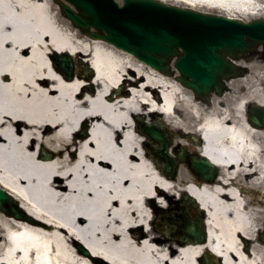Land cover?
I'll list each match as a JSON object with an SVG mask.
<instances>
[{
  "label": "bare ground",
  "instance_id": "6f19581e",
  "mask_svg": "<svg viewBox=\"0 0 264 264\" xmlns=\"http://www.w3.org/2000/svg\"><path fill=\"white\" fill-rule=\"evenodd\" d=\"M157 1L237 19L263 11L259 0ZM57 54L88 64L94 78L81 70L70 79ZM250 104L264 107L258 83L205 104L172 77L62 24L52 0H0V188L19 210L0 208V264H203L205 251L224 264H264L256 238L264 132L250 123ZM155 116L171 134L189 135L178 145L191 151L188 137L200 127L201 151L221 169L214 183L187 165L176 180L163 173L136 122ZM185 195L207 213L205 245L165 231L163 215Z\"/></svg>",
  "mask_w": 264,
  "mask_h": 264
},
{
  "label": "water",
  "instance_id": "95a60500",
  "mask_svg": "<svg viewBox=\"0 0 264 264\" xmlns=\"http://www.w3.org/2000/svg\"><path fill=\"white\" fill-rule=\"evenodd\" d=\"M63 14L93 39L103 40L123 50L157 71L170 74L169 63L177 58L175 67L179 81L205 102L213 92L222 95L225 81L243 74L234 61L264 46V20L245 23L241 20L209 15L189 9L168 6L155 0H55ZM55 65L70 79L73 63L68 56L57 55ZM86 71L91 70L88 67ZM250 123L264 128V108L250 106ZM139 129L159 148L152 156L166 174L176 172L186 162L203 180L214 182L219 168L204 155H188L185 151L174 159L168 153L170 141L165 130L138 120ZM87 126L81 133L87 137ZM48 155L46 152H44ZM187 206L198 203L184 196ZM0 208L19 215L17 204L0 188ZM178 237L205 244L208 231L201 221L187 214L182 218ZM264 243V235L261 236Z\"/></svg>",
  "mask_w": 264,
  "mask_h": 264
},
{
  "label": "rangeland",
  "instance_id": "374dc122",
  "mask_svg": "<svg viewBox=\"0 0 264 264\" xmlns=\"http://www.w3.org/2000/svg\"><path fill=\"white\" fill-rule=\"evenodd\" d=\"M117 2H119L121 5L123 4V2H124V0H117ZM259 4L261 5V7L263 8V11L259 14V15H257L256 17L255 16H250V17H244L243 18V20L244 21H252V20H254V19H264V0H259ZM169 5H172V4H169ZM178 7H180V6H178ZM52 10L54 11V13H56V15H57V18H58V20L62 23V24H71V22L68 20V19H66V17L63 15V13H62V11H61V8H60V6H59V4L58 3H56L54 0H52ZM211 14H216V13H211ZM217 15V14H216ZM263 48L264 47H260L259 49H258V51H259V54H263L261 51H263ZM74 64H75V69H76V72H77V74L80 72V62H78V61H76V58H74ZM172 66H174V64L172 63ZM254 66H256V64H254ZM253 66V64L252 65H250V67H252V68H250V77H249V81L247 82V83H245V82H242L241 81V79L243 78V77H239V78H233L232 80H237L238 81V83H235V84H233L232 86H229L228 88H230L231 90H232V93H230L229 91H228V89L225 91V93L227 94V95H222V96H217L216 94H213L212 95V97H211V101L212 100H224V98H236V97H240V96H242L243 94H244V92L247 90V89H249V87L250 86H252V85H255V84H257L258 83V85H259V88L262 90V92H263V94H264V86L262 85V84H260V83H262L261 81H260V79H259V77H261L263 80V82H264V68H261V70H257L256 71V69H255V67ZM173 73L174 74H176V75H178L179 76V73H178V71L175 69V67H173ZM201 101H203V100H201ZM204 102V101H203ZM205 104H208V103H206V102H204ZM194 131H195V128H193L192 129V132L194 133ZM189 140V139H188ZM188 143H191V142H188ZM185 165H183V166H181L180 167V169L181 168H183ZM244 195L245 196H248L249 195V193H247L246 191H244ZM177 206V208H180L181 206L178 204V205H176ZM179 222V221H178ZM262 232H264V216H263V218H262ZM174 230H176V227H175V229ZM260 235H257V237L256 238H258V240H259V244L261 245L262 243H261V241H260ZM250 242H252L251 243V245L253 246V244H254V241L253 240H251Z\"/></svg>",
  "mask_w": 264,
  "mask_h": 264
},
{
  "label": "flooded vegetation",
  "instance_id": "af4514ba",
  "mask_svg": "<svg viewBox=\"0 0 264 264\" xmlns=\"http://www.w3.org/2000/svg\"><path fill=\"white\" fill-rule=\"evenodd\" d=\"M243 62H244V66H249V65H251L253 63H255V64L259 65V66H264V54L251 56V57L249 56L245 60H243ZM159 74L164 75L163 73H160V72H159ZM167 77H172L174 79L175 83H179V79H178V76L176 74L172 73L170 76L168 75ZM113 99H114V97L110 98V100H113ZM148 122L150 124H152L154 122V119L152 118ZM176 141L177 140H172V142H171V148H169V150L172 153L174 152V150L178 151V145L177 144L175 145ZM191 141H192L191 142L192 146H194L195 145L194 141L193 140H191ZM152 148L155 149V148H157V146L153 145ZM179 173L180 172L178 171V174L176 175L174 180H176L178 178ZM250 248H251L250 245L249 246H247V245L245 246V250H247V251H249ZM212 264H221V263L216 261L215 259H213V263Z\"/></svg>",
  "mask_w": 264,
  "mask_h": 264
}]
</instances>
